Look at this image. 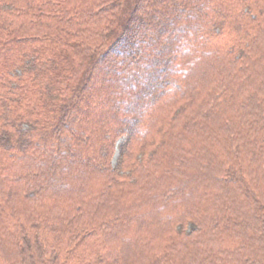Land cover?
<instances>
[{"label":"trees","instance_id":"16d2710c","mask_svg":"<svg viewBox=\"0 0 264 264\" xmlns=\"http://www.w3.org/2000/svg\"><path fill=\"white\" fill-rule=\"evenodd\" d=\"M0 264H264V0H0Z\"/></svg>","mask_w":264,"mask_h":264}]
</instances>
